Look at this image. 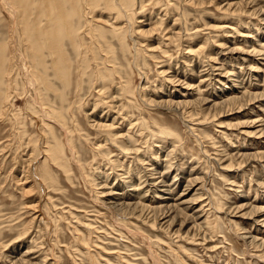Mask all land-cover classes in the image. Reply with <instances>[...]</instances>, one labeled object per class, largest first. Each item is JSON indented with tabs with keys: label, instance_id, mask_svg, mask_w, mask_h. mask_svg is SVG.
Wrapping results in <instances>:
<instances>
[{
	"label": "rangeland",
	"instance_id": "rangeland-1",
	"mask_svg": "<svg viewBox=\"0 0 264 264\" xmlns=\"http://www.w3.org/2000/svg\"><path fill=\"white\" fill-rule=\"evenodd\" d=\"M168 1L172 2V5ZM183 2V0H157V4L159 3L157 5L158 12L160 15L161 13L163 16L165 15L163 18H170L167 19L169 24L174 17L180 19L176 24L185 32H182L185 37H188L186 33L190 34L191 31H194L193 25L197 26L200 30L198 39H206L205 55L214 57L222 47H230L229 53L228 51L223 55L220 53L217 55L218 57L216 56L208 63L216 65L219 62V67L223 68L229 77L220 79L219 83L216 81L215 75L207 76L204 85L199 87L201 96L211 99V101L215 99L213 102H218L225 97L240 96L244 90L248 92L245 97L234 103V106L228 104L213 109L212 107L204 108L205 110L201 108V105L197 106L193 114L185 117L188 123L183 122L179 116L166 109L145 105L142 99L150 95V97H159L162 92L169 90L171 93L174 90L171 88L172 86L170 87L164 82V77L160 75L159 68L161 67L168 70V74L172 78L173 76L177 78L180 83L196 85V72L190 76L189 73L187 75L189 70L185 69L188 67L189 69L193 68L194 71L197 68L200 69L197 64L198 60L196 57L192 58V56L181 54L184 50L180 48L181 46L167 44V41H164L160 46L166 53L165 57L159 48L153 50L152 53L148 51L144 43L147 40L146 43L149 44L152 37L147 36L143 39L135 31V34L133 32L137 25L133 20L138 16L137 14H133L134 16L132 15L130 19L126 18L127 20L122 21L123 23H118L122 35L125 36L123 39L126 45H123L125 49L122 50L121 41L115 36L112 38L113 33L108 27L110 21L106 20L108 15L103 13L106 9L101 7L102 10L98 11L99 14L94 12L106 21L101 26L110 31L106 30L107 34L105 33L104 36L108 40L107 43L102 41L104 38L99 42L100 47L105 49V55L109 48L111 49L110 53L113 52L112 54L108 52L110 56L113 55L112 58L109 56V62L111 61L109 63L104 60L103 52L98 51L99 45H96L95 39L84 34L88 30L90 21L94 22V18L87 16L86 13H89V10L80 5V10H84L81 12L79 27H77L79 28V32H77H81L80 35H82V37L79 36L81 38L79 42L85 45L87 57L91 53H96L94 57L100 66L96 67V61L89 59V62H84L83 65L88 63V66L80 69V71L83 69L85 74L78 78L76 75L78 68H72L75 67L73 64L76 61L73 60L75 56L71 52L72 50L70 49V53L69 48L66 47L67 44L69 45L66 41L64 46L65 49L68 48L67 53L72 61L69 71V86L63 88L61 80L58 83L57 80L49 77L56 92L55 90L48 92L42 86L40 93L35 81L31 82L33 80L29 73L30 69L27 67V51L25 52L27 47L20 42V38L18 39L22 34L20 32L21 25L18 26L11 9L0 0V42L5 43V55L8 62L12 56L11 61H14L13 63L18 66L17 72L15 68L11 69V76H16L14 79L16 84L12 88L10 87L12 90L2 88L4 93L9 94L8 99L10 100L6 102V106L7 104L8 106L5 107V111H2V113L4 112L3 116H0V264H17L13 256L20 257L19 260L22 258L24 261L25 259L24 264L28 262V264H264V245L256 243L264 241V227L253 221L254 215L251 214L257 208L264 210V158L253 156L252 159L240 157L243 161L237 157V161L234 159L235 155L241 153L264 152V136L259 137L258 134H252L251 131L254 130H251V127H249L250 129L243 127L245 122H249L250 118H255L257 115L264 119V21L259 20L264 14L257 16L256 13L248 16V12L245 13L243 9H240L238 16L231 15V18L226 17V19L224 13L217 11L214 2H205L206 6L203 3V7L199 9L191 5L192 10L189 4L184 5ZM258 3V9H264V0H258ZM147 9L150 12L156 10L151 6H148ZM201 9L202 11H200ZM87 10L88 12H86ZM161 10L162 12H160ZM169 13L172 15L168 16ZM235 17H238L234 21L236 24L232 26L233 28L238 26L235 32H231L229 29L226 30L229 31L228 33L224 29H212L217 23L221 25L226 22L227 25ZM81 20L84 21L83 24ZM177 25H175L176 28ZM129 26L131 29L128 30ZM80 29L85 32L83 33ZM130 32L134 36H130ZM244 33L248 35L243 36ZM131 41L133 42L131 43ZM151 42L152 45L154 44L153 46L157 45L156 39ZM218 43L223 46L217 47ZM90 47L91 50L97 52L89 51ZM182 47L184 48V46ZM191 47L193 48V45ZM196 48L197 45H194L193 49ZM135 49L139 51L138 56H136ZM245 51H256V53L248 57L244 55ZM149 52L155 59L148 57ZM16 53L19 55L16 56ZM95 55L102 57L97 59ZM200 59L202 61L199 60V63L203 65L202 63L206 59ZM106 62L108 63L106 64ZM210 65L205 66L204 69L208 71L207 68ZM89 66L90 68H88ZM79 67H81L80 64ZM97 68L100 69V72ZM107 68L115 70V73L110 71L109 75ZM95 71L98 74L101 73L100 75L104 77L103 81L107 80L105 85L107 88L105 87L100 92L97 87L99 84L98 74L96 75ZM211 77L214 82L211 81ZM236 78L240 82L241 88L239 89L235 88ZM9 79L13 84L11 78H8L6 83L8 84ZM60 85L62 88L59 87ZM123 85L125 86L122 87ZM156 87L159 89L157 90ZM59 90L61 93L64 92L62 96L64 95L66 99L63 96V100H60ZM254 93L257 96L261 95L262 98L253 99L254 96L251 94ZM38 94H43L44 99L41 100ZM30 99L32 105L27 106V103L31 102ZM110 101H113L112 104L109 103ZM41 107L46 108L44 117L47 113V119L48 115L54 117L51 112L55 111V114L61 116L62 121L54 117V120L51 119L52 121L45 118L46 120L41 122L42 118L39 116L43 113ZM236 107L241 109L238 112L234 111L237 109L231 110ZM92 119L102 120L105 123H109L113 119L115 121L114 129L129 133L130 135H128L134 139L131 138V142L123 141L127 148L123 151L112 143L110 138L113 137L109 138L107 133L99 132V129L92 126ZM55 120L57 122H54ZM19 131L23 134H20ZM248 131L249 133H247ZM15 132L19 133L21 137L19 134L16 137L17 133ZM167 133L168 135H166ZM44 135L45 138L47 137L46 144L43 140ZM18 140L21 142L19 143ZM28 141L30 144L26 149ZM54 141L62 148L60 164L54 163L50 156H46V151H39L40 148L48 149L49 146H52L51 144L55 143ZM33 144L38 145L33 146ZM159 144L163 147L161 148ZM26 150L28 153L25 152ZM29 156L33 161H31V165L35 166L31 172L25 165L28 163L26 159ZM42 156L43 158H41ZM44 158H46V162ZM24 160L26 161L24 162ZM245 161L247 162L245 163ZM41 162L49 168L48 173L51 176L49 177L53 181L47 178V182H45L38 176L41 174ZM152 170L162 171L166 175L167 181L172 183L170 186L174 188L170 187L171 199L175 203L178 202L180 194L184 195H182V199H194L192 205L194 208L187 209L193 210L188 211L190 216L187 217L189 219L187 225L180 226L178 224L173 228L180 231L174 232L170 231L171 228L160 227L158 222L152 218L151 213L146 210L149 209L146 205L150 208L162 205L158 203L157 192L155 191L153 194V191L149 190V186L147 188L148 179L145 178H148L147 172ZM35 174L37 178L33 177ZM126 175L127 179H125ZM181 175L184 177L182 178ZM198 177L200 178L198 179ZM130 178L133 179L130 180ZM194 179L198 180V184ZM39 181H42L44 186ZM185 185L186 187H184ZM31 188L34 189L31 190ZM42 188L45 190L41 191ZM185 188L187 191H184ZM103 190H111L119 193L120 196L118 199L116 198L117 201L109 200L114 204L103 205L101 203ZM192 195L194 197L191 198ZM39 199H41L40 210L34 207V202L36 203ZM120 203L138 206L142 204L140 206L141 210L143 209L141 217L134 218ZM245 207L250 208V214ZM198 210L203 211L199 213ZM240 211L243 212L241 215ZM160 212L162 211H158V213ZM249 236L253 238V241L249 242ZM11 258L14 260L12 261Z\"/></svg>",
	"mask_w": 264,
	"mask_h": 264
},
{
	"label": "bare ground",
	"instance_id": "bare-ground-1",
	"mask_svg": "<svg viewBox=\"0 0 264 264\" xmlns=\"http://www.w3.org/2000/svg\"><path fill=\"white\" fill-rule=\"evenodd\" d=\"M2 1V3H5L6 5H7V7L8 8H10L11 9V11L13 12V14H14V19L15 20H17V22H18V26L19 25H21V36L20 37H18V39L20 38V42H22L26 47H27V49H25V52H26V54H27V57H26V59H27V62H28V68L30 69V72L29 73H31V77H32V79L31 80H33V81H31V82H34L35 81V83H36V87H38V89H39V91H40V89L42 88V86L44 87V89L46 90V91H50V90H55V87L53 88V86H52V83H51V81H50V78H53V80L55 79V80H57L58 81V83H59V81L61 80V84L63 85V88H66L67 86H69V83H70V80H69V71H70V68H71V63H72V61H71V59L69 58V55H68V53H67V49L69 48V52H70V49L72 50L71 52H73L74 53V58H73V60H76V61H74L73 62V64H75V67L73 66L72 68H75L76 69V67L78 68V72L76 73V75L78 76V78L80 77L81 78V75H84L85 73L83 72L84 70L82 69L81 71H80V69L81 68H85V66L88 64H86L85 66H83L86 62H89V59H93V61H96V59H95V57H94V54H96V53H91V55H89V57H87V54H86V49H85V45L84 44H80V42H79V40L81 39L80 37H82V35H80V33H78L79 31H78V29L79 28H77V27H79V18H80V15H81V12L84 10H80L81 9V7H82V5L85 7V9H88L89 10V13H86V15L87 16H89L90 18H94V22H91L90 20V25L88 26V30H86V33H84L85 31L84 30H82V29H80V30H82V32L84 33V34H87V35H90V37H92V38H94L95 40H94V42L96 43V45H99V42L104 38V36L107 34V32H106V30H108L107 28H106V30L101 26V24H105V22L106 21H104V19L101 17V16H98V15H96V13H98V11L100 10V12H101V7H104L105 9H106V11H104L103 13L105 14V15H108V16H106V20H107V22L108 21H110L109 22V25H108V27L110 28V30H111V33H113L112 35H113V37H112V35H111V37L112 38H114V36L119 40V41H121L120 42V45L122 44V46H121V49L123 48V45L125 44L124 43V37L125 36H123L122 35V32L120 31V28H119V26H118V23H123L122 21H124L126 18H128V19H130V17L133 15V14H137L138 16H136L135 17V20H133V21H135V23L137 24L136 25V27H134L135 29L133 30V32L135 31L136 32V34H138L140 37H143V39H145L147 36H150V37H152L151 39H150V41H149V44L148 43H146V41L147 40H145V43H144V45H146L147 46V48H148V51H151V53H152V51L154 50H156V49H158L159 48V50L163 53V57H165V55H166V53H165V51H164V49H163V47H161L160 48V46L163 44V42L164 41H167V44H171V45H179V46H181L180 48H182V49H184V50H182V52H181V54H184V55H186V56H192V58L193 57H196L197 58V64L199 65V67H200V69H196L195 71L193 70V68L192 69H189V67L187 68V69H185V70H189V72H187V75H188V73H189V75L190 76H192V74H194L195 72H196V75H195V77H197V83H196V85L194 84V85H188V83L187 84H183V83H180L179 81H178V79L177 78H174V76H173V73H172V76H173V78L171 77V75H169L168 74V70L166 71V69H164L163 67H161V68H159L160 70V75H162L163 77H164V79H165V81L164 82H166V84L167 85H170V87L173 89L174 88V90H172L171 91V93H170V91L168 90V91H166V92H162V95H159V97L157 96V97H150V96H145V97H143V99H142V101H143V103H145V105H148V106H150V107H157V108H163V109H166L167 111H169L170 113H172V114H174V115H176V116H179L180 117V119L184 122H186V123H188V121L187 120H185V117L187 116V115H191V113L193 114L194 112H195V108L198 106V107H200V105H201V108L202 109H204V108H208V109H210L211 107H212V109L215 107H221V105H228V104H231L232 106H234V103H236V102H238V100H240V99H242L243 97H245L246 95H247V93L248 92H246L245 90L244 91H242V94L240 95V96H230V97H225L224 99L222 98V100L221 101H216V102H213V101H215V99L213 100V101H211V99H208V98H205V97H203V96H201L202 95V93L200 92V90H199V87H201V85H204L203 83H205L204 81L205 80H207L206 79V77L207 76H210V75H215L216 76V81L217 82H219V80L220 79H227V77H229V75L227 74V72H225L224 71V69L223 68H220L219 66V62L216 64V65H210V64H208L209 62H211V60H214V58L217 56V55H219L220 53H222V55H223V53H227V51H228V53L230 52L229 51V49H230V47H226V48H223L222 47V49H220V52L218 53V54H215L216 56H210V55H205V51H204V49H205V47H206V39L205 40H199L198 39V36H199V34H200V30L198 29V27L197 26H195V25H191L192 27H193V30L194 31H186V32H190V34H188V33H186V36H188V37H185L184 35H182V32H184V31H182L181 30V28H178V22H179V20H178V18H175L174 16H176V15H174V16H172V17H174L173 19H172V22L169 24V20L167 21V19H170V18H167L166 19V17L165 18H163L164 16L162 15V13H161V15H160V13L158 12V8L159 7H157V5L160 3L161 4V2H159L158 4H157V0H1ZM182 1V0H181ZM184 2V5L185 4H189L190 5V7H191V5L192 6H195V8H197V9H199V8H201V7H203L202 5H203V3H204V6H206L205 5V2H209V3H215V5H216V8L218 9L217 11H220L221 13H224V15H225V18L226 17H230L231 18V15L234 17V16H236L237 14H239L238 12L239 11H241L242 9H243V11L246 13V12H248L247 14H248V16L249 15H253V14H256L257 13V16H261V14H264V9H258V5H259V3H258V0H230V1H228V0H183ZM164 2V1H163ZM167 2V1H166ZM224 2V3H223ZM168 3H170L169 1H168ZM164 4V3H163ZM171 5H172V2L170 3ZM179 4H181V3H179ZM68 5V6H67ZM80 5H81V7H80ZM186 5V7H188ZM208 5H210V4H208ZM148 6H151L152 8H155L156 10H154V12H150L148 9H147V7ZM210 6H212V5H210ZM3 7V6H2ZM167 7H169L168 5H167ZM174 7V6H173ZM183 7V6H182ZM214 7V6H213ZM4 8V7H3ZM166 8V7H165ZM184 8H185V6H184ZM168 9V8H167ZM177 9V8H176ZM188 9V8H187ZM191 10H192V7L190 8ZM189 9V10H190ZM214 9V8H213ZM241 9V10H240ZM88 10L86 11V12H88ZM168 11V10H167ZM170 11V10H169ZM168 11V12H169ZM200 11H202V9L200 10ZM215 11H216V9H215ZM85 12V11H84ZM94 12H96V13H94ZM160 12H162V10L160 11ZM164 12V11H163ZM171 12V11H170ZM195 12V11H194ZM197 12H199V11H197ZM167 13V12H166ZM84 14V13H83ZM82 14V15H83ZM99 14V13H98ZM170 15H168V16H171L172 14L171 13H169ZM180 15V14H179ZM185 15V14H184ZM184 15H182V16H184ZM134 16V15H133ZM167 16V17H168ZM238 16V15H237ZM82 17V16H81ZM85 17V16H84ZM83 17V19H86V18H84ZM12 18V17H11ZM192 18V17H191ZM224 18V19H225ZM193 19V18H192ZM227 19V18H226ZM236 19H238V17H235V18H233V21L232 22H229V23H227V25L225 24L226 22H224V24L222 23V22H220V23H222L221 25H218V23L215 25V26H213L212 27V29H216V30H221V29H224L225 31L227 30V29H229V30H231V32H235V30H236V28L238 27H235V28H233L232 26L234 25V24H236L234 21L236 20ZM264 19V15H263V17L261 18L260 17V19L259 20H262V21H264L263 20ZM93 20V19H92ZM127 20V19H126ZM177 20H178V22H177ZM182 20H183V18H182ZM194 20V19H193ZM77 23H76V22ZM82 21V24H83V20H81ZM184 21V20H183ZM88 22V21H87ZM127 22V21H126ZM176 22H177V24H176ZM185 22H186V20H185ZM184 22V23H185ZM194 22V21H193ZM134 23V24H135ZM17 24V23H16ZM87 24V23H86ZM195 24H196V22H195ZM175 25H177V28H176V26ZM190 25V24H189ZM17 26V27H18ZM135 26V25H134ZM82 27H83V25H82ZM180 27V26H179ZM185 27V26H184ZM84 28H85V25H84ZM260 28V27H259ZM86 29V28H85ZM129 29H131L130 28V26H129V28H128V30ZM123 30V29H122ZM132 30H130V31H132ZM78 31V32H77ZM109 31V30H108ZM125 31V30H124ZM16 32V31H15ZM110 32V31H109ZM128 32V31H127ZM135 32H134V34H135ZM227 33L229 32V31H226ZM226 32H224V33H226ZM239 32H242V31H239ZM82 33V34H83ZM106 33V34H105ZM185 33V32H184ZM246 33V32H245ZM245 33H244V35L243 36H247L248 34H246L245 35ZM108 34H110V33H108ZM130 34V36H132L133 35V33L132 32H130L129 33ZM20 35V34H19ZM126 35V34H125ZM152 35V36H151ZM202 35V34H201ZM239 35V34H238ZM15 36V35H14ZM80 36V37H79ZM134 36V35H133ZM230 36V35H229ZM77 37V38H76ZM107 37H108V35H107ZM224 37H227V36H224ZM110 38V37H109ZM128 38H130V37H128ZM127 38V39H128ZM136 38H137V36H136ZM17 39V38H16ZM149 39V38H148ZM153 39H156L157 40V45L156 46H153L152 45V42H151V40H153ZM204 39V38H203ZM83 40V39H82ZM85 40V39H84ZM93 40V39H92ZM115 40V39H114ZM129 40V39H128ZM132 40V39H131ZM136 40V39H135ZM134 40V41H135ZM228 40V39H227ZM66 41H68L67 43H69V45L67 44V46L66 47H68L67 49H65V46H64V44H65V42ZM102 41H108V40H106L105 38H104V40H102ZM138 41H139V39H138ZM137 41V42H138ZM232 41V40H231ZM84 42V41H83ZM82 42V43H83ZM93 42V41H92ZM133 41H131V43H132ZM136 42V43H137ZM142 42V41H141ZM144 42V41H143ZM142 42V43H143ZM186 42V43H185ZM195 42V43H194ZM85 43V42H84ZM107 43V42H106ZM117 43H119V42H117ZM194 43V44H193ZM13 44V43H12ZM17 44V43H16ZM22 44V45H23ZM92 44V43H91ZM94 44V43H93ZM102 44V43H101ZM135 44V43H134ZM223 44H225V43H223ZM126 45V44H125ZM137 45H138V43H137ZM142 45V44H141ZM140 45V46H141ZM193 45V48H194V45L196 46L197 45V48L196 49H193L191 46ZM14 46V45H13ZM12 46V47H13ZM16 46V45H15ZM102 46H103V44H102ZM182 46H184V48L182 47ZM221 46H223L221 43H218L217 44V47H220L221 48ZM99 47V49H98V51L99 52H103V54H104V51H105V49L103 48V47H100V45L98 46ZM134 47V46H133ZM138 47V46H137ZM136 47V48H137ZM143 47V46H142ZM22 48H24L23 46H22ZM95 49H97L96 47H94ZM141 48V47H140ZM144 48V47H143ZM110 49V48H109ZM108 49V51L106 52V55L104 54V60L105 61H108L109 62V59L110 58H112L111 56H113V55H109L108 54V52L110 53L111 52V49L109 50ZM125 48H123L122 50H124ZM232 49H233V47H232ZM91 50V47H90V49H89V51ZM144 50H146V49H144ZM158 50V51H159ZM187 50V51H186ZM236 50V49H235ZM240 50V49H239ZM7 51V50H6ZM94 50H91V52H93ZM96 51V50H95ZM94 51V52H95ZM135 51H136V53H137V55H136V53H135V55L136 56H138V53H139V51L138 50H136L135 49ZM138 51V52H137ZM147 51V52H148ZM153 51V52H154ZM231 51H233V50H231ZM237 51V50H236ZM23 52V51H22ZM70 52V53H71ZM88 52V51H87ZM97 52V51H96ZM126 52V51H125ZM234 53H235V51H233ZM232 52V53H233ZM241 52H244V51H241ZM240 52V53H241ZM246 52V51H245ZM24 53V52H23ZM113 53V52H112ZM112 53H110V54H112ZM124 53V52H123ZM150 53V52H149ZM149 54L148 55V57H151V58H153V59H155V57H153L152 56V54ZM255 53H256V51H247L246 52V54H244V55H247L248 57L249 56H252L253 54L255 55ZM10 54V53H9ZM98 54V53H97ZM260 54V53H259ZM19 54H17L16 53V56H18ZM23 55V54H22ZM25 55V54H24ZM73 55V54H72ZM133 55V54H132ZM131 55V56H132ZM145 55V54H144ZM162 55V54H161ZM238 55V54H237ZM96 56V55H95ZM98 56V55H97ZM96 56V57H97ZM109 56H110V58H109ZM8 57V56H7ZM10 57V56H9ZM102 57V56H101ZM101 57H97V59L98 58H101ZM218 57V56H217ZM243 57V56H242ZM248 57H246V58H248ZM19 58L21 59V57L19 56ZM18 58V59H19ZM23 58V57H22ZM24 58H25V56H24ZM23 58V59H24ZM72 58V57H71ZM200 58H203L205 61H203L204 63H202L203 65H200V61L199 60H201ZM240 58V57H239ZM244 58V57H243ZM11 59H12V56H11ZM11 59L9 58V62H8V60L6 59V55H5V43H3V42H0V116L4 113H2V111L5 109V107H7L8 106V104H7V106H6V102L8 101V100H10V99H8V97H9V94L6 92V93H4V91H2V88H6V89H8V88H12V86H14L16 83V81H14V79L16 78V76H11V71L12 70H14V68H15V71L17 72V70H18V66L17 65H15L12 61H11ZM14 59V58H13ZM134 59V58H133ZM135 59H136V57H135ZM254 59V58H253ZM6 60H7V63H6ZM103 60V61H104ZM217 60H218V58H217ZM241 60H243L242 58H241ZM247 60V59H246ZM248 60H249V58H248ZM114 61V60H113ZM112 61V62H113ZM202 61V60H201ZM216 61V60H215ZM244 61V60H243ZM76 62H77V64H76ZM85 62V63H84ZM108 62H106V64L108 63ZM213 62V61H212ZM5 63H6V65H5ZM16 63V62H15ZM96 63H97V61H96ZM109 63H111V61L109 62ZM114 63V62H113ZM112 63V64H113ZM206 63V64H205ZM72 64V65H73ZM79 64L81 65V67H79ZM105 64V63H104ZM99 65V62L97 63V65H96V67ZM208 65H210L207 69H208V71L206 70V69H204V67L205 66H208ZM222 65V64H221ZM6 66H7V68H6ZM88 66V65H87ZM100 66V65H99ZM98 66V67H99ZM250 66V65H249ZM105 67V66H104ZM103 67V68H104ZM108 67V66H107ZM159 67V66H158ZM13 68V69H12ZM88 68H90V66L88 67ZM251 68V67H250ZM250 68H248V69H250ZM12 69V70H11ZM21 69V68H20ZM29 69H28V71H29ZM87 69V68H86ZM85 69V70H86ZM97 69H99V68H97ZM105 69H106V67H105ZM108 69V68H107ZM112 69V68H111ZM115 69V68H114ZM255 69V68H254ZM73 70V69H72ZM88 70V69H87ZM109 70V69H108ZM15 71H14V73H15ZM94 71V70H93ZM96 71H98V70H96ZM95 71V72H96ZM102 71V70H101ZM110 71H111V73H113L114 71L113 70H109L107 73L110 75ZM190 71H192L191 73H190ZM98 72H100V69H99V71ZM115 73V72H114ZM183 73V72H182ZM231 73V72H230ZM229 73V74H230ZM15 74H17V73H15ZM98 73L96 72V75H97ZM101 74V73H100ZM100 74H98L97 75V81H99V84L97 85V87H99V92L100 91H103L104 90V88L106 87L105 85H106V82H107V80H106V82L105 81H103L104 80V77L102 76V75H100ZM14 75V74H13ZM48 75H50V76H48ZM73 75V74H72ZM71 75V76H72ZM91 75V74H90ZM105 75V74H104ZM108 75V76H109ZM182 75V74H181ZM180 75V76H181ZM184 75H185V73H184ZM19 76V75H18ZM17 76V77H18ZM52 76V77H51ZM227 76V77H226ZM230 76H232V75H230ZM50 77V78H49ZM111 77V76H110ZM255 77V76H254ZM8 78H11L12 79V82H13V84L10 82L11 80L9 79V81H7L8 82V84L6 83V80H8ZM107 78V77H106ZM213 78H214V76H213ZM100 79H102V80H100ZM110 79H112V78H110ZM175 79V80H174ZM209 79V78H208ZM215 79V78H214ZM52 80V81H53ZM78 80V79H77ZM109 80V79H108ZM230 80H232V79H230ZM56 81V82H57ZM100 81H103V82H100ZM183 81V80H182ZM210 81V80H209ZM211 81L212 82H214L213 80H212V77H211ZM221 81V80H220ZM235 81H237L236 82V84H235V88L236 89H239V88H241V86H240V82L237 80V78H236V80ZM90 82V81H89ZM184 82V81H183ZM207 82V81H206ZM76 83H78V82H76ZM163 83V82H162ZM220 83V82H219ZM165 84V83H164ZM207 84V83H206ZM223 84V83H222ZM108 85V84H107ZM125 85H123L122 87H124ZM194 86H196L195 88H194ZM59 87H61V85L59 86ZM76 87V86H75ZM128 87V86H127ZM127 87H126V90H127ZM175 87H178V88H176L175 89ZM205 87H206V85H205ZM208 87V86H207ZM210 87V86H209ZM9 89V90H12V89ZM62 88V87H61ZM77 88H79V86H77ZM107 88V87H106ZM157 88V87H156ZM5 89V90H6ZM35 89V88H34ZM159 88H157V90H158ZM62 90V89H61ZM61 90H59L60 91V93H61ZM67 90V89H66ZM78 90V89H77ZM106 90V89H105ZM123 90V89H122ZM154 90V89H153ZM7 91V90H6ZM64 91V90H63ZM205 91V90H204ZM239 91H241V90H239ZM27 92V91H26ZM55 92H56V90H55ZM119 92H120V90H119ZM123 92V91H122ZM129 92V91H128ZM152 92H154V91H152ZM11 93H12V91H11ZM40 93H41V91H40ZM44 93V92H43ZM57 93H58V91H57ZM59 93V94H60ZM62 93H64V92H62ZM62 93H61V97H59L60 98V100H63V96H62ZM124 93H126V92H124ZM123 93V94H124ZM130 93V92H129ZM160 93V92H159ZM13 94V93H12ZM47 94V93H46ZM41 95H43V94H41ZM40 94H38V97L39 98H41V100H43L44 98V95L43 96H41ZM57 95V94H56ZM119 95V94H118ZM156 95V94H155ZM216 95H218V94H216ZM249 95V94H248ZM252 96H254L253 97V99L254 98H256V99H261L262 98V96L260 95V96H257L256 95V93H254V94H251ZM13 96V95H12ZM250 96V95H249ZM29 97H30V95H29ZM65 97V96H64ZM110 97V96H109ZM115 97V96H114ZM219 97V96H218ZM77 98V97H76ZM252 98V97H251ZM65 99H66V97H65ZM119 99V98H118ZM221 99V98H220ZM30 101L31 102H29V103H27V106H31L32 105V100L30 99ZM10 102V101H9ZM34 102V101H33ZM113 102V101H112ZM112 102L110 101L109 103H111L112 104ZM211 102V103H210ZM108 103V104H109ZM142 103V104H143ZM241 103V102H240ZM35 104V103H34ZM208 104V105H207ZM249 104V103H248ZM251 104V103H250ZM10 105H11V103H10ZM39 105H41V104H39ZM42 106V105H41ZM11 107V106H10ZM123 107V106H122ZM121 107V108H122ZM128 107V106H127ZM125 108H126V106H125ZM200 108V109H201ZM6 109H8L9 110V108H6ZM40 109V108H39ZM41 109H42V112L43 113H41V115H39L42 119H41V122H42V120H46L47 118V114L45 115V117H44V112H46V108H42L41 107ZM122 109H124V108H122ZM234 110V109H237V107L236 108H231V110ZM241 108L240 107H238V109L237 110H234V111H239ZM248 109V108H247ZM119 110V109H118ZM205 110V109H204ZM5 111V110H4ZM7 111V110H6ZM28 111V110H27ZM120 111V110H119ZM125 111V110H124ZM250 111V110H249ZM264 111V110H263ZM262 111V112H263ZM8 112H10V111H8ZM55 111H52L51 112V114L54 116V117H56V118H59V120H61V116L59 115V114H55L54 113ZM35 113V112H34ZM119 113V112H118ZM235 113V112H234ZM33 114V113H32ZM201 114V113H200ZM14 115V114H13ZM11 116V117H16V116ZM31 115V114H30ZM196 115V114H195ZM3 116V115H2ZM38 116V117H39ZM112 116H113V114H112ZM49 117H50V119H49ZM54 117H52V116H49L48 115V121L49 120H54ZM2 118V117H1ZM17 118V117H16ZM46 118V119H45ZM129 118V117H128ZM13 119V118H12ZM9 120H10V118H9ZM51 120V121H52ZM105 120V119H104ZM248 120V119H247ZM14 121V120H13ZM47 121V122H48ZM62 121V120H61ZM107 121V120H106ZM127 121H128V119H127ZM127 121H125V122H127ZM246 121V120H245ZM15 122H17L16 121V119H15ZM39 122H40V120H39ZM54 122H57L56 120L54 121ZM46 123V122H45ZM108 123V122H107ZM107 123H105L104 121H102V120H93L92 119V126L93 127H96L97 129H99V132H104V133H107L108 134V136H109V138L110 137H113V138H110V140L112 141V143L113 144H115L116 146H118L121 150H125V149H127L126 148V145L124 144V140L126 141V142H131L130 140H132V139H134V138H132L131 136H129L130 134L129 133H125V132H122V130H116V129H114V127H113V125L115 124V121L112 119L108 124ZM133 123V122H132ZM131 123V124H132ZM191 123H193V122H191ZM59 124V123H58ZM130 124V123H129ZM138 124V123H137ZM15 125L17 126V124L15 123ZM14 125V126H15ZM40 125H41V123H40ZM141 125V124H140ZM192 125V124H191ZM15 126V127H16ZM49 126V124L47 125V127ZM130 126V125H129ZM134 126H135V123H134ZM138 126H139V124H138ZM46 127V126H45ZM141 127V126H140ZM140 127H138V128H140ZM243 127L245 128V127H251V130L253 129L254 131H251L252 132V134L254 133V134H258L259 135V137H263L264 136V119L262 118V117H258V115L257 116H255V118H250V120H249V122H245L244 124H243ZM18 128V127H17ZM113 128V129H112ZM50 129H51V127H50ZM122 129V128H121ZM134 129V128H133ZM161 129V128H160ZM164 129V128H163ZM162 129V130H163ZM250 129V128H249ZM136 130V129H135ZM240 130V129H239ZM23 131V130H22ZM50 131V130H49ZM52 131V130H51ZM140 131V130H139ZM170 132V131H169ZM15 133H17V132H15ZM19 133H20V131H19ZM19 133H17V136L16 137H18V134ZM42 133H43V131H42ZM137 133V132H136ZM162 133V132H161ZM192 133V132H191ZM247 133H249V131L247 132ZM20 134H23V132L22 133H20ZM20 134H19V136H20ZM51 134V133H50ZM129 134V135H128ZM158 134V133H157ZM156 134V135H157ZM163 135H164V133H162ZM166 135H168V133L166 134ZM171 135V134H170ZM251 135V134H250ZM24 136V135H23ZM172 136H173V134H172ZM256 136V135H255ZM21 137V136H20ZM19 137V138H20ZM122 138V139H118L117 140V138ZM162 137V136H161ZM196 137V136H195ZM248 137V136H247ZM18 138V139H19ZM47 138V137H46ZM45 138V135H44V137H43V140H45L46 139ZM55 138V137H54ZM132 138V139H131ZM171 138V137H170ZM177 138V137H176ZM42 140V139H41ZM42 140V141H43ZM264 140V139H263ZM31 141V140H30ZM48 141V140H47ZM55 141H57L56 139H55ZM54 141V142H55ZM261 141V140H260ZM18 142H19V140H18ZM21 142V141H20ZM19 142V143H20ZM52 142V141H51ZM53 142V143H54ZM58 142V141H57ZM57 142H55L54 144H51L52 146H49L48 147V149L46 148V149H42V148H40V152H45L46 153V156H50V158H51V160L54 162V163H57V164H60V160H61V157H62V148H61V145H59ZM160 142V141H159ZM163 142V141H162ZM24 143V142H23ZM45 144H46V140H45V142H44ZM22 144V143H21ZM25 144V143H24ZM23 144V145H24ZM26 144L28 145V144H30V142L28 141V142H26ZM31 144H32V142H31ZM43 144V143H42ZM127 144V143H126ZM158 144V143H157ZM156 144V145H157ZM160 144H162V143H160ZM159 144V145H160ZM36 146L38 145V144H35ZM34 144H33V146H35ZM50 145V144H49ZM131 145H132V143H131ZM21 146V145H20ZM32 146V145H31ZM32 146V147H33ZM42 146V145H41ZM48 146V145H47ZM161 146V145H160ZM23 147V146H22ZM71 146L69 145V148H70ZM163 146H161V148H162ZM27 148H29V145H28V147H26V149ZM24 149H25V147H24ZM35 149H36V147H35ZM71 149V148H70ZM160 149V148H159ZM30 150H31V147H30ZM42 150V151H41ZM26 153H28L27 152V150L25 151ZM30 152V151H29ZM32 152V151H31ZM39 152V153H40ZM73 152V151H72ZM137 152V151H136ZM25 153V154H26ZM29 155H31L30 153H29ZM35 155V154H34ZM43 155H45V154H43ZM24 156V155H23ZM253 156H256V157H260V158H264V152H261V153H247V154H237V155H235V158L234 159H236V157L238 158V159H240V157L241 158H243V159H246V158H248V159H252V157ZM26 157V156H25ZM28 157V156H27ZM35 157V156H34ZM255 157V158H256ZM41 158H43V156L41 157ZM49 158V157H48ZM232 158V159H233ZM23 159H25V158H23ZM46 158H44V160H45ZM139 159V158H138ZM231 159V160H232ZM233 159V160H234ZM27 161H28V163L27 164H25V165H27L28 166V169L30 170V172H31V169L33 168H35V166L34 165H31L32 164V159L30 158V156H29V158L28 159H26ZM26 160H24V162L26 161ZM229 160H230V158H229ZM233 160H232V162H233ZM241 160V159H240ZM23 161V160H22ZM32 161V162H31ZM50 161V160H49ZM114 161V160H113ZM140 161V160H139ZM222 161V160H221ZM236 161H237V159H236ZM235 161V162H236ZM241 161H243V160H241ZM248 161V160H247ZM247 161H245V163L247 162ZM23 162V163H24ZM44 162V161H43ZM45 162H46V160H45ZM44 162V163H45ZM48 162V161H47ZM240 162V161H239ZM44 163H40V165H41V167H42V169H41V174H39L38 176L41 178V179H43L45 182H47V178H49V179H51L52 180V178H50L51 176H50V173H48L49 172V168H47V166H45L44 165ZM244 163V162H243ZM42 164H43V166H42ZM239 164H241V162L239 163ZM24 165V166H25ZM47 165V164H46ZM143 165V164H142ZM142 165H140V166H142ZM26 166V167H27ZM37 166H38V164H37ZM134 166H136V165H134ZM167 166V165H166ZM40 167V166H39ZM38 167V168H39ZM148 167V166H147ZM135 168H137V167H135ZM149 168V167H148ZM161 168V167H160ZM167 168V167H166ZM26 169V168H25ZM142 169H143V167H142ZM144 169H146V168H144ZM37 170V169H36ZM149 170V169H148ZM150 170H151V167H150ZM153 170H154V168H153ZM152 170V171H153ZM157 170V169H156ZM166 170V169H165ZM148 171L147 172V174H148V178L146 177L145 179H148V184H147V188H148V186H149V190H152L153 191V194H155V191L157 192V198H158V203H161L162 205H160V206H157V207H152L151 206V208L149 207V206H147L146 205V207H148L149 209H151V210H149V209H146V210H148L150 213H151V216H153L152 218L154 219V221L156 222H158V224L160 225V227H167V228H171V229H173L174 228V226H177L178 224L180 225V226H182V225H187V220L189 221V219H187V217L188 216H190L189 214H188V211H193V210H187L189 207H192V205L194 204V199H182L183 198V194H180L181 196L177 199V203H175L174 201H173V199H171V188H174V187H171L170 185H172V183L170 184L169 183V181H167V177H166V175H164V173H162V171L161 172H159V170L156 172V171ZM192 171V170H191ZM194 171V170H193ZM151 172V173H150ZM189 172V171H188ZM165 173H167V172H165ZM193 173V172H192ZM29 174V173H28ZM164 176H163V175ZM169 174V173H168ZM167 174V175H168ZM183 174H185V173H183ZM197 174V173H196ZM31 176H32V174H30ZM28 176V175H27ZM50 176V177H49ZM146 176V175H145ZM188 176V175H187ZM190 176H192V174H190ZM28 177H30V176H28ZM27 177V179L29 180V178ZM33 177H35V178H37V175L35 174V175H33ZM100 177V176H99ZM121 177V176H120ZM127 177V175L125 176V179H127L126 178ZM181 177L183 178L184 176L183 175H181ZM193 177V176H192ZM196 177V176H195ZM180 178V177H179ZM188 178H190V177H188ZM200 177H198V179H199ZM204 178V177H203ZM15 179H17V178H15ZM39 179V178H38ZM128 179H129V176H128ZM131 179H133V178H130V180ZM168 179H169V177H168ZM181 179V178H180ZM36 180V179H35ZM129 180V181H130ZM188 181H189V179H187ZM196 179H194V181H195ZM26 181V180H25ZM53 181V180H52ZM124 181H126V180H124ZM128 181V180H127ZM172 181V180H171ZM170 181V182H171ZM187 181V182H188ZM193 181V180H192ZM194 181H193V183H194ZM40 182V181H39ZM42 182V181H41ZM40 182V184L42 185V186H44L42 183ZM123 182V181H122ZM190 182V181H189ZM188 182V183H189ZM196 182H197V184H198V180H196ZM31 183V182H30ZM53 183V182H52ZM100 183V182H99ZM98 183V184H99ZM121 183V182H120ZM130 183H131V181H130ZM129 183V184H130ZM176 183V182H175ZM193 183H191V184H193ZM200 183V182H199ZM45 185H46V183H44ZM125 184H126V182H125ZM190 184V183H189ZM195 184V183H194ZM30 185H32V184H30ZM36 185H37V182H36ZM49 185V184H48ZM100 185H101V183H100ZM127 185V184H126ZM29 186V185H28ZM28 186H27V188H28ZM130 186H132V185H130ZM177 186V185H176ZM191 186V185H190ZM31 187H33V186H31ZM41 187V186H40ZM46 187V186H45ZM104 187V186H103ZM102 187V188H103ZM133 187V186H132ZM138 187V186H137ZM171 187V188H170ZM184 187H186V185L184 186ZM30 188V187H29ZM127 188V187H126ZM134 188V187H133ZM197 188V187H196ZM34 189V188H33ZM32 188H31V190H33ZM106 189V188H105ZM135 189V188H134ZM187 189H188V187H187ZM190 189V188H189ZM198 189H200V188H198ZM24 191H25V189H23ZM31 190H28V191H31ZM45 190V188H42L41 189V191H44ZM116 190V189H115ZM137 190V189H136ZM139 190H141V189H139ZM172 190H174V189H172ZM182 190H184V189H182ZM182 190H181V192H182ZM195 190V189H194ZM193 190V191H194ZM197 190V189H196ZM195 190V191H196ZM184 191H187L186 190V188H185V190ZM190 191V190H189ZM188 191V192H189ZM199 191V190H198ZM26 192V191H25ZM130 192V191H129ZM131 192H132V190H131ZM137 192V191H136ZM141 192V191H140ZM140 192H138L139 194H140ZM142 192H143V190H142ZM141 192V193H142ZM26 193H28V192H26ZM122 193V192H121ZM194 193V192H193ZM25 194V193H24ZM124 194V193H123ZM128 194H130V193H128ZM137 194V193H136ZM185 194V193H184ZM27 195V194H26ZM101 195H102V197H103V199H101V200H103L101 203L103 204V205H111V204H114V203H112V202H110L109 200H111V199H115L116 200V198L118 199V197L120 196V194L119 193H116V192H112L111 190H103L102 192H101ZM133 195V194H132ZM131 195V196H132ZM183 195V196H182ZM194 195V194H193ZM191 196V198L192 197H194V196ZM200 195V194H199ZM130 196V195H129ZM137 196H138V194H137ZM156 196V195H155ZM126 197V196H125ZM134 197V196H133ZM153 197V196H152ZM155 198V197H154ZM195 198H198V197H196L195 196ZM44 199V198H43ZM120 199V198H119ZM122 199V198H121ZM175 199V198H174ZM105 200V201H104ZM114 200V201H115ZM196 200V199H195ZM198 200V199H197ZM117 201V200H116ZM172 201V202H171ZM171 202V203H170ZM196 202V201H195ZM121 204V203H120ZM41 205V199H39V200H37L36 201V203L34 202V207L35 208H37V209H39L40 210V208H39V206ZM121 205H123V207L126 209V210H128L130 213V215H132L134 218H140L141 217V211L143 212V209L141 210V205L140 206H138V205H134V204H121ZM243 205V204H242ZM247 205V204H246ZM118 206H119V203H118ZM238 207V206H237ZM240 207H241V205H240ZM247 207H248V205H247ZM247 207H245V208H247ZM249 207H251L252 208V206H250L249 205ZM192 208H194V207H192ZM198 208H199V206H198ZM244 208V207H243ZM120 209V208H119ZM138 209V210H137ZM186 209V210H185ZM200 209V208H199ZM240 209H242V208H240ZM250 209V208H249ZM249 209L247 208V210L249 211ZM254 209H256V208H254ZM253 209V210H254ZM261 209H263V208H257V210H254L255 212L253 213H251V214H253L252 216H253V218H252V220L253 221H255V222H258V223H260V225L261 226H263L264 227V210H261ZM144 210H145V208H144ZM185 210V211H184ZM235 210V209H234ZM260 210V211H259ZM121 211H122V209H121ZM148 211H146V212H148ZM158 211H162V212H160V213H158ZM195 211V210H194ZM197 211V210H196ZM199 211V210H198ZM201 211H203V210H201ZM201 211H199V213L201 212ZM228 211V210H227ZM231 212V211H230ZM233 212V211H232ZM237 212V211H236ZM235 212V213H236ZM241 212L242 211H240V215H241ZM250 212H251V210L249 211V214H250ZM128 213V212H127ZM197 213V212H196ZM243 213V212H242ZM245 213V212H244ZM194 214V213H193ZM232 214H234V213H232ZM127 215V214H126ZM195 215V214H194ZM237 215H239V213H237ZM148 216V215H147ZM150 216V215H149ZM150 216V217H151ZM203 216V215H202ZM234 216V215H233ZM249 216V215H248ZM194 217H196V215L194 216ZM245 217V216H244ZM197 218V217H196ZM199 218V217H198ZM250 218V217H249ZM195 219V218H194ZM192 220V219H191ZM197 220V219H196ZM193 221V220H192ZM179 222V223H178ZM189 223H192V222H189ZM199 223V222H198ZM149 224V223H148ZM162 225V226H161ZM191 225V224H190ZM195 227L197 226V225H194ZM258 226V225H257ZM190 227V226H189ZM189 227H187V229H189ZM193 227V226H192ZM166 228V229H167ZM191 228V227H190ZM194 228V227H193ZM170 229V231H174V232H177V231H180V230H177V229H173V230H171ZM192 229V228H191ZM199 229V228H198ZM190 230V229H189ZM196 230V229H195ZM173 232V233H174ZM194 232V231H193ZM184 233V232H183ZM175 235V234H174ZM243 238H244V236H243ZM249 238H250V240H249V242H251V241H253V238L252 237H250L249 236ZM260 238V237H259ZM246 239V238H245ZM256 239H254V242H256L255 241ZM262 240V239H261ZM256 243H259L260 245H264V241H258V242H256ZM255 243V244H256ZM26 244V243H25ZM264 247V246H263ZM5 249V248H4ZM12 250H14V249H12ZM29 250V249H28ZM16 251V250H15ZM31 251V250H30ZM28 252V251H27ZM26 252V253H27ZM13 253V252H12ZM22 253V252H21ZM23 257V256H22ZM8 258H9V256H8ZM13 258H15V261H16V263L17 264H24V261H25V259H24V261L22 260V258H21V260H19L20 259V257H14L13 256ZM11 260H12V258H11ZM14 260V259H13ZM12 260V261H13ZM13 263H15V262H13ZM29 263V262H28ZM27 263V264H28Z\"/></svg>",
	"mask_w": 264,
	"mask_h": 264
}]
</instances>
